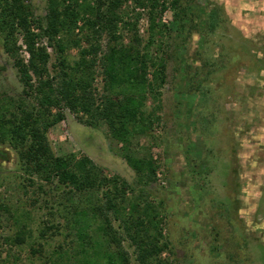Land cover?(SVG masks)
Wrapping results in <instances>:
<instances>
[{
    "label": "rangeland",
    "instance_id": "374dc122",
    "mask_svg": "<svg viewBox=\"0 0 264 264\" xmlns=\"http://www.w3.org/2000/svg\"><path fill=\"white\" fill-rule=\"evenodd\" d=\"M26 4L34 9L37 47L49 53L54 75L55 40L81 42L88 32L80 22L72 38L60 33L53 42L45 32L48 0ZM180 5L187 12L182 30L172 8L158 20L168 27L163 39L168 82L159 102H148L147 111L157 107L162 121L132 147L134 155L151 156L157 166L156 181L145 192L154 203H163L168 249L162 264H264V0H182ZM119 12L132 23L140 16L137 35L146 43L149 10L134 8L128 0ZM118 28L123 44H131L133 34L122 23ZM107 42L104 35L99 57L107 51ZM17 48L16 55L7 52L0 35L1 110L10 100L35 101L34 95H25L16 66L17 60L29 59L23 36ZM66 54L75 62L79 49L71 45ZM94 86L100 97L99 68ZM53 113L62 116L48 133L57 155L88 157L109 177L136 184L122 145L105 122L91 126L87 116L65 106ZM65 192V187L46 184L28 170L9 143H0V264H62L57 253L73 252L74 237L64 221ZM119 224L113 220L131 263L138 264L137 248ZM19 227L31 234L25 244L15 245L7 240Z\"/></svg>",
    "mask_w": 264,
    "mask_h": 264
},
{
    "label": "trees",
    "instance_id": "16d2710c",
    "mask_svg": "<svg viewBox=\"0 0 264 264\" xmlns=\"http://www.w3.org/2000/svg\"><path fill=\"white\" fill-rule=\"evenodd\" d=\"M127 1L97 0L93 5L89 0H48L45 32L51 41L65 32L72 38L80 22L88 32L81 42L71 39L65 44L55 40L58 62L52 75L51 57L45 48L37 47V35L32 30L37 24L32 6L26 4L27 0H0L4 47L16 55L19 36H23L29 59L28 63L17 60L16 66L25 95H34L35 100H10L3 108L5 112L0 109V143H9L27 169L46 184L57 183L68 189L64 198L68 215L64 221L74 241L72 253H57L62 264H132L113 220L120 222L123 235L136 246L138 264H162L163 253L168 249L162 228L163 203H154L145 192L156 181L157 166L151 156L134 155L132 147L136 138L151 136L162 121L157 107L147 111L148 102H159L168 82V52L163 41L168 27L158 20L172 8L182 30L187 12L180 5L182 0H132L134 8L149 10V38L144 43L137 35L140 16L132 23L119 12ZM119 23L133 34L131 44H123ZM104 35L108 36L107 51L99 57ZM71 45L79 49V58L72 63L66 54ZM97 68L103 77L100 97L94 86ZM63 106L87 116L91 126L100 121L106 123L136 174L135 185L109 177L88 157L60 156L52 150L48 133L62 120L61 114H54L53 110ZM27 233L31 234L19 227L14 240L7 241L25 244ZM45 233L41 231V238L46 237Z\"/></svg>",
    "mask_w": 264,
    "mask_h": 264
}]
</instances>
